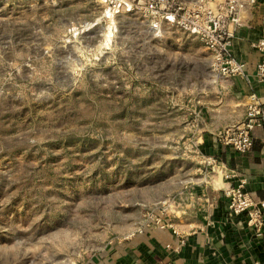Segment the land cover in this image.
<instances>
[{
    "label": "rangeland",
    "instance_id": "obj_1",
    "mask_svg": "<svg viewBox=\"0 0 264 264\" xmlns=\"http://www.w3.org/2000/svg\"><path fill=\"white\" fill-rule=\"evenodd\" d=\"M148 3L0 0V264L85 263L199 181L210 54Z\"/></svg>",
    "mask_w": 264,
    "mask_h": 264
},
{
    "label": "crops",
    "instance_id": "obj_2",
    "mask_svg": "<svg viewBox=\"0 0 264 264\" xmlns=\"http://www.w3.org/2000/svg\"><path fill=\"white\" fill-rule=\"evenodd\" d=\"M264 6L258 3L243 14L236 29L230 55L245 64L244 75L233 78L212 77L191 106V135L203 158H212L235 178L221 182L213 176L207 181L206 167L195 161L201 171L198 182L182 187L178 208L162 217L168 225H151L128 237L107 242L88 258L91 264H264V242L246 226L243 216H231L219 188L245 181V191L254 201L264 200V123L252 132L253 147L239 154L220 145L215 134L245 117L248 96L254 94L264 109V82L257 79L255 66L262 56L250 47L264 39ZM193 119V121H192ZM205 177V178H204Z\"/></svg>",
    "mask_w": 264,
    "mask_h": 264
},
{
    "label": "built area",
    "instance_id": "obj_3",
    "mask_svg": "<svg viewBox=\"0 0 264 264\" xmlns=\"http://www.w3.org/2000/svg\"><path fill=\"white\" fill-rule=\"evenodd\" d=\"M258 3L264 6V0H149L148 9L158 18L157 23L152 26L153 29L158 24L175 27L202 43L210 54L209 71L212 81L215 82L218 78L244 75L245 64L234 59L229 49L236 29L242 26L244 12ZM250 47L263 58L256 64L255 74L259 81L264 82V39L252 42ZM247 100L244 119L222 128L215 134L220 145L227 146L239 154H246L252 149V132L264 123V109L261 108L258 98L250 94ZM190 147L193 160L206 167L203 173L212 186L216 185L213 176L218 177L221 182H229L235 178L231 172L219 166L216 160L203 158L195 141H190ZM198 170L201 171V168ZM219 189L226 200L228 213L234 217L243 216L246 226L261 236L264 242V200H252L245 191L244 180H239L235 186ZM176 201L164 202L161 215L151 219L144 228L152 224L161 229L167 227L168 225L162 223V217L169 215L172 210L174 213L179 206Z\"/></svg>",
    "mask_w": 264,
    "mask_h": 264
}]
</instances>
